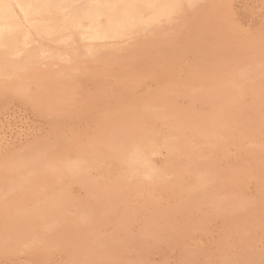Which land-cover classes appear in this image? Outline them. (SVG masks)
<instances>
[{
	"label": "rangeland",
	"instance_id": "374dc122",
	"mask_svg": "<svg viewBox=\"0 0 264 264\" xmlns=\"http://www.w3.org/2000/svg\"><path fill=\"white\" fill-rule=\"evenodd\" d=\"M52 1L45 24L52 34H46L43 27L38 31L41 36H38L17 21L19 33L9 41L6 49L0 50V177L3 178H0V264H264V0H169L168 3L176 8L170 6L172 12L167 18L164 17L166 20L158 16L159 8L148 7L142 0H120L116 12L103 9L105 0ZM96 10L105 13L100 20L103 30L110 33L105 41L89 40L90 34L86 28L90 21L87 14ZM128 12L135 14V26L125 20ZM154 21H157L156 24ZM15 51L19 53L15 54ZM242 62L247 64L240 65ZM20 64L23 66L20 67ZM235 64H238L237 67ZM111 98L115 103L109 100ZM133 101L135 104L131 103ZM152 105L154 108H151ZM98 124L102 127L98 128ZM216 134L223 137L219 139ZM167 146L168 150H165ZM17 175L21 178H17ZM179 181L183 184H179ZM85 211L91 217L95 215L92 219L96 221L90 219ZM148 224L152 225L149 227ZM158 234L162 236H156ZM144 236H148V240ZM60 243L63 244L60 245L62 248ZM10 251H14L15 255Z\"/></svg>",
	"mask_w": 264,
	"mask_h": 264
},
{
	"label": "bare ground",
	"instance_id": "6f19581e",
	"mask_svg": "<svg viewBox=\"0 0 264 264\" xmlns=\"http://www.w3.org/2000/svg\"><path fill=\"white\" fill-rule=\"evenodd\" d=\"M146 5H148V7H154V8H159V14H158V16L159 17H165V18H167L170 14H171V12H172V4L170 5L168 2H169V0H142ZM220 1V0H219ZM52 0H0V50H3V49H6L9 45V41H11L13 38H15L16 37V35L19 33V30H20V26L18 25V23H17V21L19 22V23H22L24 26H27L28 28H30V29H32L38 36H41V34L38 32L40 29H42L43 27H44V29H45V33L46 34H52V31H51V29L50 28H46L45 27V24H47V19H48V17L47 16H49V10H50V8H51V4H52ZM105 4H104V10H109V11H112V12H116V10H117V8L116 7H118V5L120 4V0H105V2H104ZM123 3H124V1H123ZM214 3V2H213ZM66 4V3H65ZM206 4V3H205ZM135 5V4H134ZM145 5V6H146ZM192 4L190 3V6H191ZM201 5V4H200ZM210 5H211V3H210ZM53 6V5H52ZM99 6V5H98ZM171 6V7H170ZM202 6H203V3H202ZM209 6V5H208ZM214 6V5H213ZM86 7V6H85ZM174 7V6H173ZM200 7V6H199ZM56 8V7H55ZM92 8V7H91ZM132 8V7H131ZM174 8H176V7H174ZM173 8V9H174ZM197 8V7H196ZM186 9V8H185ZM211 9V8H210ZM52 10V9H51ZM183 10V9H182ZM188 10V9H187ZM205 10H206V8H205ZM204 10V11H205ZM208 10V9H207ZM65 11V10H64ZM189 11H191V10H189ZM135 12V11H134ZM152 12V11H151ZM183 12V11H182ZM188 12V11H187ZM194 12V11H193ZM199 13H200V11H198ZM197 12V13H198ZM136 14H137V12H135ZM186 13V12H185ZM208 13V12H207ZM206 13V14H207ZM68 14V13H67ZM105 13L103 12V11H100V10H96V11H94V12H90V13H88L87 14V19L90 21V25H88L87 26V31L89 32V40L90 41H105V40H107V39H109V35H110V33L108 32V31H105V30H103V25H102V23H100V20L103 18V15H104ZM177 14V13H176ZM179 15H180V13H178ZM181 14H183V13H181ZM188 14H190V13H188ZM196 14V13H195ZM59 15V14H58ZM70 15V14H69ZM193 15V14H192ZM203 15V14H202ZM201 15V16H202ZM210 14L208 13V16H209ZM54 16H56V15H54ZM172 16H174V15H172ZM172 16H171V18H172ZM195 16V15H194ZM197 16V15H196ZM206 16V15H205ZM215 16V15H214ZM105 17V16H104ZM156 17V16H155ZM177 17H178V15H177ZM182 17H183V15H182ZM61 18V17H60ZM148 18V17H147ZM164 18V19H165ZM171 18H169V19H171ZM202 18H203V16H202ZM201 18V19H202ZM218 18V17H217ZM135 14H133L132 12H128V13H126V17H125V20L127 21V23L129 24V25H131V26H135ZM149 19H150V17H149ZM157 19V18H156ZM160 19V18H159ZM162 19V18H161ZM163 19V20H164ZM190 19H192V17L190 18ZM196 19H197V17H196ZM199 19V18H198ZM205 19V18H204ZM9 21L8 23H6V24H3V22H5V21ZM155 20V19H154ZM166 20V19H165ZM187 20V19H186ZM189 20V19H188ZM220 20V19H219ZM12 21V22H11ZM123 22H124V20H122ZM158 21V20H157ZM157 21H154V24H156V22ZM173 21H175V20H173ZM177 21V20H176ZM209 21V20H208ZM215 21V20H214ZM152 22V21H151ZM160 22H162V21H160ZM165 22V21H164ZM168 22V21H167ZM167 22H166V24H167ZM171 22V21H170ZM177 22H179V19H178V21ZM190 22V21H189ZM211 22V21H210ZM188 23V22H187ZM186 23V24H187ZM193 23H194V21H193ZM192 23V24H193ZM213 23V22H212ZM154 24H153V27H154ZM170 25H171V23H170ZM180 25H182V24H180ZM201 25V24H200ZM22 26V25H21ZM137 26V25H136ZM143 26V25H142ZM149 26V25H148ZM161 28H162V25H159ZM158 26V27H159ZM175 26V25H174ZM183 26V25H182ZM189 26V25H188ZM120 27V26H119ZM123 27V26H122ZM151 27V26H150ZM207 27V26H206ZM224 27V26H223ZM155 28V27H154ZM153 28V29H154ZM165 28V27H164ZM173 28V27H172ZM176 28V27H175ZM184 28V27H183ZM121 29V28H120ZM167 29V28H166ZM168 29H169V26H168ZM177 29V28H176ZM179 29H181V27L179 28ZM218 29V28H217ZM24 30H26V29H24ZM149 30H150V28H149ZM152 30V29H151ZM156 30L158 31V29L156 28ZM178 30V29H177ZM219 30H220V27H219ZM84 31H86V30H84ZM112 31V30H111ZM162 31H165L164 29H162ZM182 31V30H181ZM31 32V31H30ZM33 32V33H34ZM217 32H218V30H217ZM32 33V34H33ZM121 33V32H120ZM137 33V32H136ZM145 33V32H144ZM173 33V32H172ZM179 33H181V32H179ZM230 33V32H229ZM168 34V33H167ZM227 34V33H226ZM64 35V34H63ZM121 35V34H120ZM137 35V34H136ZM145 35V34H144ZM218 35V34H217ZM227 35H229V34H227ZM130 36V35H129ZM140 36H141V34H140ZM154 36V35H153ZM159 36H160V34H159ZM162 36V35H161ZM167 36H170V34L169 35H167ZM177 36V35H176ZM211 36V35H210ZM144 37V36H143ZM143 37H141V38H143ZM146 37V36H145ZM149 37V36H148ZM151 37V36H150ZM174 37V36H173ZM152 38V37H151ZM166 38V37H165ZM32 39V38H31ZM126 39V38H125ZM148 39V38H147ZM113 40V39H112ZM152 41H153V39H152ZM47 42V41H46ZM116 42H117V40H116ZM121 42V41H120ZM119 42V43H120ZM130 42V41H129ZM159 42V41H158ZM165 42V41H164ZM168 42V41H167ZM35 43V42H34ZM48 43V42H47ZM109 43H111V42H109ZM118 43V44H119ZM125 43V42H124ZM123 43V44H124ZM151 43V42H150ZM174 43V42H173ZM38 44V43H37ZM40 44V43H39ZM46 44V43H45ZM99 44V43H98ZM131 44V43H130ZM134 44V43H133ZM42 45V44H41ZM109 45H111V44H109ZM139 45V44H138ZM168 45H170V43H168ZM51 46V45H50ZM59 46V45H58ZM78 46V45H77ZM82 46H83V44H82ZM118 46V45H117ZM120 46V45H119ZM153 46V45H152ZM164 46V45H163ZM28 47V46H27ZM63 47V46H62ZM64 47H66V46H64ZM80 47V46H79ZM86 47H87V45H86ZM121 47V46H120ZM135 47V46H134ZM149 47H151L150 45H149ZM168 47V46H167ZM36 48V47H35ZM42 48V47H41ZM46 48V47H45ZM57 48V47H56ZM152 48H154V47H152ZM43 49V48H42ZM48 49V48H47ZM46 49V50H47ZM76 49V48H75ZM81 49V48H80ZM123 49V48H122ZM126 49V48H125ZM130 49H132V48H130ZM146 49V48H145ZM149 49V48H148ZM158 49V48H157ZM156 49V50H157ZM39 50V49H38ZM41 50V49H40ZM39 50V51H40ZM56 50V49H55ZM116 50V49H115ZM141 50V49H140ZM147 50V49H146ZM151 50V49H150ZM171 50V54H172V49H170ZM34 51V50H33ZM38 51V52H39ZM152 51V50H151ZM16 53L15 54H18L19 52H17V51H15ZM42 52V51H41ZM118 52V51H117ZM120 52V51H119ZM127 52V51H126ZM126 52H125V54H126ZM136 52V51H135ZM158 52V51H157ZM169 52V51H168ZM177 52V51H176ZM182 52V51H181ZM220 52V51H219ZM10 53H12V52H10ZM57 53V52H56ZM88 53V52H87ZM147 53H148V51H147ZM165 53H166V51H165ZM22 54V53H21ZM113 54H115V53H113ZM112 54V55H113ZM128 54H130V53H128ZM140 54V53H139ZM169 54V53H168ZM174 54V53H173ZM255 53H254V51H253V55H254ZM76 55H77V53H76ZM84 55V54H83ZM116 55V54H115ZM150 55H151V53H150ZM154 55V54H153ZM157 55V54H156ZM176 55V54H175ZM181 55V54H180ZM257 55H259V54H257ZM256 55V56H257ZM124 56V55H123ZM128 56H131V55H128ZM136 56V55H135ZM142 56V55H141ZM140 56V57H141ZM152 56V55H151ZM160 56V55H159ZM159 56H158V58L157 59H159ZM179 56V55H178ZM198 56V55H197ZM255 56V57H256ZM14 57V56H13ZM59 57V56H58ZM62 57V56H61ZM116 57V56H115ZM114 57V58H115ZM119 57V56H118ZM117 57V58H118ZM154 57V56H153ZM164 57V56H163ZM167 57V56H166ZM177 57V56H176ZM217 57V56H216ZM219 57V56H218ZM234 57V56H233ZM232 57V58H233ZM16 58H17V55H16ZM29 58V57H28ZM32 58V57H31ZM66 58V57H65ZM74 58V57H73ZM78 58H79V56H78ZM90 58V57H89ZM97 58V57H96ZM124 58H126V57H124ZM162 58V57H161ZM239 58V57H238ZM254 58V57H253ZM19 59V58H18ZM51 59V58H50ZM144 59V58H143ZM150 59H151V57H150ZM164 59V58H163ZM167 59V58H166ZM171 59V58H170ZM221 59V58H220ZM236 58H234V60H235ZM28 60V59H27ZM42 60V59H41ZM68 60V59H67ZM85 60V59H84ZM112 60V59H111ZM129 60V59H128ZM133 60V59H132ZM145 60V59H144ZM149 60V59H148ZM153 60H154V58H153ZM174 60V59H173ZM231 60V59H230ZM254 60V59H253ZM252 60V62H254ZM260 60V59H259ZM47 61V60H46ZM59 61V60H58ZM95 61V60H94ZM116 61H118V60H116ZM120 61V60H119ZM157 61V60H156ZM155 61V62H156ZM160 61H162V60H160ZM214 61V60H213ZM237 61V60H236ZM251 61V60H250ZM4 62V61H3ZM48 62V61H47ZM73 62V61H72ZM97 62H99V61H97ZM102 62V61H101ZM106 62V61H105ZM112 62V61H111ZM121 62V61H120ZM119 62V63H120ZM128 62H130V61H128ZM143 62V61H142ZM159 62V61H158ZM185 62V61H184ZM240 62V61H239ZM245 62V61H244ZM43 63V62H42ZM76 63V62H75ZM87 63V62H86ZM108 63V62H107ZM124 63V62H123ZM132 63H134V62H132ZM138 63V62H137ZM148 63V62H147ZM165 63V62H164ZM181 63V62H180ZM179 63V64H180ZM232 63V62H231ZM231 63H229V64H231ZM235 63V62H234ZM37 65L39 64V61H38V63H36ZM65 64V63H64ZM79 64V63H78ZM81 64V63H80ZM83 64H85V63H83ZM96 64V63H95ZM114 64V63H113ZM115 64H118V63H115ZM135 64V63H134ZM139 64H140V62H139ZM152 64V63H151ZM151 64H150V67H152L151 66ZM154 64V63H153ZM168 64V63H167ZM189 64H191V62L189 63ZM197 64V63H196ZM239 64V63H238ZM238 64H235L236 65V67H237V65ZM241 64H243V62L242 63H240V65ZM245 64H247V63H245ZM245 64H243V65H245ZM250 64V63H249ZM12 65V64H11ZM27 65V64H26ZM42 65V64H41ZM44 65H46V63L44 64ZM53 65V64H52ZM55 65H57L56 63H55ZM59 65V64H58ZM61 65V64H60ZM99 65V64H98ZM98 65H97V67H98ZM104 65V64H103ZM108 65V64H107ZM109 65H111V63H109ZM130 65V64H129ZM136 65V64H135ZM155 65V64H154ZM165 65V64H164ZM232 65V64H231ZM254 65H256V64H254ZM21 66H23V65H21L20 64V67ZM43 66V65H42ZM62 66V65H61ZM80 66V65H79ZM88 66V65H87ZM119 66V65H118ZM133 66V65H132ZM138 66V65H137ZM198 66V65H197ZM234 66V65H233ZM9 67V66H8ZM19 67V68H20ZM26 67V66H25ZM24 67V68H25ZM38 67V66H37ZM81 67V66H80ZM89 67H91V66H89ZM100 67H102V66H100ZM109 67V66H108ZM120 67V66H119ZM136 67V66H135ZM141 67V66H140ZM165 67V66H164ZM182 67V66H181ZM190 67V66H189ZM193 67V66H192ZM196 67V66H195ZM77 68V67H76ZM103 68V67H102ZM105 68V67H104ZM114 68H117V67H114ZM144 68V67H143ZM154 68V67H153ZM175 68V67H174ZM188 68V67H187ZM228 68V67H227ZM28 69V68H27ZM30 69V68H29ZM33 69V68H32ZM36 69V68H35ZM81 69V68H80ZM99 69V68H98ZM109 69H111V68H108V70ZM130 69V68H129ZM138 68H136V70H137ZM155 69V68H154ZM159 68H157L156 70H158ZM182 69V68H181ZM195 69V68H194ZM203 69V68H202ZM218 69V68H217ZM235 69V68H234ZM234 69H232V71L234 70ZM237 69V68H236ZM88 70V69H87ZM91 70V69H90ZM119 70V69H118ZM123 70H125V69H123ZM131 70V69H130ZM176 70V69H175ZM196 70V69H195ZM230 70V69H229ZM20 71H22V70H20ZM27 71V70H26ZM98 71V70H97ZM103 71V70H102ZM105 71V70H104ZM120 71V70H119ZM122 71V70H121ZM153 71H155V70H153ZM194 71V70H193ZM220 71V70H219ZM228 71V70H227ZM234 71H236V70H234ZM9 72V71H8ZM12 72V71H11ZM27 72H29V71H27ZM138 72H140V71H138ZM180 72H183V71H180ZM188 72H190V70L188 71ZM195 72V71H194ZM197 72V71H196ZM224 72V71H223ZM256 72H257V70H256ZM259 73H260V71H258ZM7 73V72H6ZM19 73V72H18ZM21 73V72H20ZM22 73H24V72H22ZM97 73H99V72H97ZM113 73H114V71H113ZM113 73H111V74H113ZM134 73H135V71H134ZM137 73V72H136ZM147 73V72H146ZM158 73V72H157ZM213 73H215V72H213ZM226 73V72H225ZM11 74V73H10ZM28 74V73H27ZM93 74V73H92ZM102 74V73H101ZM111 74H109V75H111ZM123 74V73H122ZM176 74V73H175ZM196 74V73H195ZM212 74V73H211ZM222 74V73H221ZM220 74V75H221ZM262 74V73H261ZM16 75V74H15ZM18 75V74H17ZM25 75V74H24ZM94 75V74H93ZM132 75V74H131ZM139 75V74H138ZM140 75H141V73H140ZM160 75V74H159ZM182 75V74H181ZM180 75V76H181ZM184 75V74H183ZM232 75V74H231ZM9 76V75H8ZM14 76V75H13ZM100 76V75H99ZM133 76V75H132ZM150 76V75H149ZM156 76V75H155ZM190 76V75H189ZM188 76V77H189ZM194 76V75H193ZM219 76V75H218ZM217 76V77H218ZM223 76V75H222ZM230 76V75H229ZM255 76V78L257 77L256 75H254ZM259 76V75H258ZM16 77V76H15ZM26 77V76H25ZM94 77V76H93ZM96 77V76H95ZM108 77V76H107ZM136 77V76H135ZM141 77V76H140ZM146 77V76H145ZM151 77V76H150ZM153 77V76H152ZM209 77V76H208ZM221 77V76H220ZM236 77V76H235ZM240 77H241V75H240ZM8 78V77H7ZM124 78H126V77H124ZM132 78V77H131ZM130 78V79H131ZM137 78H139V77H137ZM191 78V77H190ZM195 78V77H194ZM223 78V77H222ZM230 78V77H229ZM232 78V77H231ZM258 78V77H257ZM6 79V78H5ZM15 79V78H14ZM19 79V78H18ZM18 79H16V80H18ZM21 79V78H20ZM102 79V78H101ZM112 79V78H111ZM111 79H109V80H111ZM123 79V78H122ZM214 79H216L215 77H214ZM245 79V78H244ZM243 79V80H244ZM247 79H250V78H247ZM13 80V79H12ZM108 80V81H109ZM114 80V79H113ZM133 80V79H132ZM194 80V79H193ZM196 80V79H195ZM198 80H199V78H198ZM217 80V79H216ZM216 80H213V81H215V83H216ZM220 80V79H219ZM223 80V79H222ZM225 80V79H224ZM223 80V81H224ZM246 80V79H245ZM19 81V80H18ZM124 81V80H123ZM137 81V80H136ZM139 81H141V79L139 80ZM180 81H181V79H180ZM200 81H202L201 79H200ZM231 81V80H230ZM229 81V82H230ZM247 81V80H246ZM10 82V81H9ZM12 82V81H11ZM103 82H104V80H103ZM120 82H121V80H120ZM125 82V81H124ZM124 82H122V83H124ZM175 82V81H174ZM173 82V83H174ZM199 82V81H198ZM212 82V81H211ZM225 82H227V81H225ZM228 82V83H229ZM234 82H235V80H234ZM241 82V81H240ZM26 83V82H25ZM102 83V82H101ZM108 83V82H107ZM113 83H114V81H113ZM136 83V82H135ZM138 83V82H137ZM141 83V82H140ZM195 83V82H194ZM196 83H197V81H196ZM201 83V82H200ZM203 83V82H202ZM209 83V82H208ZM220 83H222V82H220ZM231 83V82H230ZM4 84V83H3ZM6 84V83H5ZM4 84V85H5ZM115 84V83H114ZM117 84V83H116ZM178 84V83H177ZM184 84V83H183ZM185 84H187V83H185ZM189 84V83H188ZM191 84V83H190ZM204 84V83H203ZM210 84V83H209ZM214 84V83H213ZM218 84V83H217ZM227 84V83H226ZM243 84V83H242ZM1 85H2V83H1ZM7 85V84H6ZM104 86H105V84H103ZM128 85V84H127ZM137 85V84H136ZM208 85V84H207ZM206 85V86H207ZM23 86V88H24V85H22ZM116 86V85H115ZM125 86V85H124ZM130 86V85H129ZM163 86V85H162ZM176 86V85H175ZM175 86H174V88H175ZM213 86V85H212ZM219 86V85H218ZM224 86V85H223ZM246 86V85H245ZM244 86V87H245ZM3 86H1V88H2ZM8 87V86H7ZM14 87V86H13ZM19 87V86H18ZM17 87V88H18ZM21 87V86H20ZM98 87V86H97ZM107 87V86H106ZM137 87V86H136ZM135 87V88H136ZM230 87V86H229ZM228 87V88H229ZM235 87V86H234ZM9 88V87H8ZM10 88H12V87H10ZM116 89H117V87H115ZM119 88V87H118ZM121 88V87H120ZM123 88V87H122ZM130 88H132V87H130ZM169 88H170V86H169ZM173 88V87H172ZM222 88V87H221ZM226 88V87H225ZM236 88V87H235ZM238 88V87H237ZM239 88H241V87H239ZM3 89V88H2ZM6 89V88H5ZM16 88H14V92L16 91L15 90ZM115 89V90H116ZM161 89V88H160ZM231 89V88H230ZM245 89V88H244ZM18 90V89H17ZM26 90H27V85H26ZM109 90H111V89H109ZM118 90V89H117ZM120 90V89H119ZM124 90V89H123ZM129 90V89H128ZM132 90H133V88H132ZM212 90V89H211ZM229 90V89H228ZM233 90H235V89H233ZM8 91V90H7ZM107 91V90H106ZM134 91V90H133ZM137 91V90H136ZM135 91V92H136ZM160 91V90H159ZM205 92H206V90H204ZM227 91V90H226ZM105 92V91H104ZM104 92H103V94H104ZM129 92V91H128ZM156 92H157V90H156ZM219 92V91H218ZM228 92V91H227ZM234 93H235V91H233ZM232 92V93H233ZM245 91L243 90V93H244ZM5 93V92H4ZM109 93V92H108ZM107 93V94H108ZM116 93V92H115ZM149 93V92H148ZM152 93V92H151ZM161 94H162V91L160 92ZM167 93H168V91H167ZM167 93H166V95H167ZM173 93V92H172ZM212 93V92H211ZM224 93V92H223ZM222 93V94H223ZM14 94V93H13ZM98 94V93H97ZM96 94V95H97ZM111 94H113V93H111ZM111 94H109V95H111ZM120 94V93H119ZM129 94H130V92H129ZM170 94V93H169ZM209 94V93H208ZM207 94V95H208ZM216 94H218V93H216ZM235 94H238V93H235ZM239 94H240V92H239ZM10 95V94H9ZM17 95V94H16ZM15 95V96H16ZM102 95V94H101ZM105 95H106V93H105ZM149 95H151V94H149ZM155 95V94H154ZM157 95H159L158 93H157ZM156 95V96H157ZM201 95V94H200ZM219 95V94H218ZM243 95V94H242ZM241 95V96H242ZM2 95H1V93H0V97H1ZM100 96V95H99ZM104 96V95H103ZM113 96V95H112ZM129 96V95H128ZM163 96H164V94H163ZM169 96V95H168ZM204 96V95H203ZM225 96H227L226 94H225ZM229 96V95H228ZM240 96V97H241ZM98 97V96H97ZM117 97V96H116ZM126 97H127V94H126ZM138 97V96H137ZM136 96H135V98H137ZM148 97V96H147ZM150 97V96H149ZM152 97V96H151ZM161 97V96H160ZM167 97V96H166ZM166 97L164 98V99H166ZM171 97V96H170ZM243 97V96H242ZM103 98H105V97H103ZM128 98V97H127ZM140 98H142V97H140ZM163 98V97H162ZM169 98V97H168ZM172 98H174V97H172ZM171 98V99H172ZM200 98V97H199ZM205 98V97H204ZM217 98V97H216ZM221 98V97H220ZM220 98L218 99V100H220ZM227 98V97H226ZM90 99V98H89ZM134 99V98H133ZM150 99V98H149ZM157 99V98H156ZM228 99V98H227ZM237 99V98H236ZM105 100V99H104ZM109 100H112L113 101V99L111 98V99H109ZM118 100V99H117ZM126 100V99H125ZM129 100V99H128ZM132 100V99H131ZM140 100V99H139ZM143 100V99H142ZM153 100H155V99H153ZM152 100V101H153ZM158 100V99H157ZM163 99H161L160 101H162ZM223 100V99H222ZM221 100V101H222ZM228 100H230V99H228ZM231 100H233V98L231 99ZM0 101H1V99H0ZM102 101V100H101ZM135 101V100H134ZM134 101L133 102H131V103H134ZM164 101H167V100H164ZM172 101H173V99H172ZM227 100H225V101H223L224 103L226 102ZM114 102V101H113ZM125 102V101H124ZM147 102V101H146ZM149 102V101H148ZM154 102H156V101H154ZM175 102V101H174ZM90 103V102H89ZM115 103V102H114ZM117 103V102H116ZM141 103V102H140ZM164 103V102H163ZM163 103H161L162 105H165V104H163ZM223 103V104H224ZM228 103V102H227ZM126 104V103H125ZM135 104V103H134ZM136 104H137V102H136ZM142 104H143V101H142ZM151 104V103H150ZM149 104V105H150ZM221 104V103H220ZM222 104V105H223ZM112 105V104H111ZM116 105V104H115ZM132 105V104H131ZM138 105H139V103H138ZM169 105V104H168ZM92 106V105H91ZM100 106V105H99ZM103 106V105H102ZM114 106V105H113ZM132 106H135V105H132ZM142 106V105H141ZM157 106H158V103H157ZM170 106H172L171 105V103H170ZM221 106V105H220ZM114 107H116V106H114ZM119 107V106H118ZM121 107V106H120ZM145 107V106H144ZM147 107V106H146ZM168 107V106H167ZM128 108V107H127ZM131 108V107H130ZM129 108V109H130ZM135 108V107H134ZM133 108V109H134ZM140 108V107H139ZM142 108V107H141ZM151 108H154L153 107V105H152V107ZM162 108V107H161ZM112 109V108H111ZM120 109V108H119ZM143 109V108H142ZM147 109H148V107H147ZM100 110V109H99ZM145 110V109H144ZM143 110V111H144ZM158 111H159V109H157ZM163 110H164V108H163ZM241 110H242V108H241ZM118 111V110H117ZM121 111V110H120ZM127 111V110H126ZM125 111V112H126ZM113 112V111H112ZM111 112V113H112ZM122 112H124V111H122ZM132 112H133V110H132ZM136 112V111H135ZM142 112V111H141ZM148 112V111H147ZM153 112V111H152ZM155 112V111H154ZM164 112H165V110H164ZM163 112V113H164ZM253 112V111H252ZM96 113V112H95ZM99 113H101V112H99ZM109 113V112H108ZM143 113V112H142ZM148 113H151V112H148ZM67 114V113H66ZM114 114V113H113ZM112 114V115H113ZM126 114H128V113H126ZM144 114V113H143ZM249 114V113H248ZM93 115V114H92ZM103 115V114H102ZM116 115H118V114H116ZM139 115V114H138ZM67 116V115H66ZM70 116V115H69ZM101 116V115H100ZM105 116V115H104ZM121 116V115H120ZM160 116V115H159ZM166 116V115H165ZM212 116V115H211ZM149 117V116H148ZM162 117V116H161ZM105 118H106V116H105ZM140 118V117H139ZM101 119V118H100ZM112 119V118H111ZM119 119V118H118ZM127 119H128V117H127ZM126 119V120H127ZM131 119H132V117H131ZM158 119V118H157ZM160 119V118H159ZM125 120V121H126ZM135 120V119H134ZM134 120L132 121V122H134ZM166 120V119H165ZM180 120V119H179ZM107 121H108V119H107ZM118 121V120H117ZM120 121V120H119ZM145 121H147V120H145ZM162 121V120H161ZM174 121V120H173ZM177 121V120H176ZM188 121V120H187ZM207 121V120H206ZM109 122V121H108ZM150 122V121H149ZM154 122V121H153ZM160 122V121H159ZM165 122V121H164ZM183 122V121H182ZM190 122H192V121H190ZM197 122V121H196ZM213 122V121H212ZM248 122V121H247ZM96 123H97V121H96ZM105 123V122H104ZM120 123V122H119ZM127 123V122H126ZM131 123V122H130ZM152 123V122H151ZM158 123V122H157ZM169 123H171V122H169ZM178 123H179V121H178ZM186 123V122H185ZM204 123V122H203ZM206 123V122H205ZM113 124H114V122H113ZM118 124V123H117ZM121 124H124V123H121ZM132 124V123H131ZM134 124V123H133ZM143 124V123H142ZM153 124H155V123H153ZM164 124V123H163ZM175 124H177V122L175 123ZM181 124V123H180ZM197 123H195V126H197L196 125ZM104 125V124H103ZM129 125V124H128ZM135 125V124H134ZM137 125H139V124H137ZM145 125V124H144ZM159 125H160V123H159ZM165 125V124H164ZM179 125V124H178ZM201 125H202V123H201ZM204 125V124H203ZM216 125V124H215ZM124 126V125H123ZM136 126V125H135ZM150 126V125H149ZM163 126V125H162ZM198 126H200V125H198ZM208 126V125H207ZM100 126H99V124H98V128H99ZM102 127V126H101ZM100 127V128H101ZM107 127V126H106ZM117 127V126H116ZM137 127V126H136ZM153 127V126H152ZM184 127V126H183ZM206 127V126H205ZM109 128H111V127H109ZM168 128H169V126H168ZM175 128V127H174ZM173 128V129H174ZM192 128V127H191ZM106 129V128H105ZM119 129V128H118ZM161 128H159V130H160ZM181 129V128H180ZM199 129V128H198ZM213 129V128H212ZM109 130H112V129H109ZM120 130V129H119ZM125 130V129H124ZM128 130V129H127ZM138 130V129H137ZM156 130H157V128H156ZM176 130V129H175ZM182 130V129H181ZM197 130V129H196ZM101 131V130H100ZM114 131V130H113ZM121 131V130H120ZM120 131H119V133H120ZM133 131V130H132ZM147 131H148V129H147ZM149 131H151V130H149ZM172 131V130H171ZM186 131V130H185ZM219 131V130H218ZM218 131H217V134H218ZM106 132V131H105ZM163 132V131H162ZM187 132V131H186ZM195 132H197V131H195ZM215 132V131H214ZM136 133V132H135ZM148 133V132H147ZM164 133V132H163ZM176 133H178V132H176ZM200 133V132H199ZM205 133V132H204ZM203 133V134H204ZM103 134V133H102ZM108 134H109V132H108ZM118 134V133H117ZM144 134V133H143ZM143 134H142V136H143ZM146 134V133H145ZM151 134H152V132H151ZM150 134V135H151ZM183 134L185 135V132H183ZM194 134V133H193ZM211 134H212V131H211ZM216 134V135H217ZM105 135V134H104ZM103 135V137H105ZM109 135H112V134H109ZM125 135V134H124ZM134 135V134H133ZM173 135H174V133H173ZM172 135V136H173ZM176 135V134H175ZM190 135H192V133L190 134ZM202 135V134H201ZM208 135V134H207ZM215 135V134H214ZM214 135H212V137L214 136ZM132 136V135H131ZM135 136V135H134ZM140 137V138H143V137ZM179 136V135H178ZM218 136V135H217ZM64 137V136H63ZM62 137V138H63ZM137 137V136H136ZM164 137H167V136H164ZM180 137H181V135H180ZM184 137V136H183ZM206 137H208V136H206ZM212 137H211V139H212ZM223 137V136H222ZM222 137H219L218 136V138L220 139V138H222ZM108 138V137H107ZM123 138V137H122ZM209 138V137H208ZM214 138V137H213ZM57 139V138H56ZM118 139H120V137L118 138ZM127 139V138H126ZM147 139V138H146ZM149 139V138H148ZM165 139V138H164ZM166 139H168L169 140V138L167 137ZM176 139V138H175ZM215 139H217V138H215ZM130 140V139H129ZM135 140V139H134ZM156 140V139H155ZM160 140V139H159ZM163 140V139H162ZM63 141V140H62ZM143 141V140H142ZM157 141V140H156ZM183 141V140H182ZM39 142V141H38ZM137 142V141H136ZM141 142V141H140ZM146 142V141H145ZM179 142H181V141H179ZM108 143V142H107ZM129 143V142H128ZM156 143V142H155ZM166 143V142H165ZM165 143H164V145H165ZM182 143V142H181ZM218 143H220V142H218ZM124 144V143H123ZM132 144H134V143H132ZM161 144H163V143H161ZM186 144V143H185ZM191 144V143H190ZM212 144H213V142H212ZM50 145V144H49ZM163 145V146H164ZM176 145H177V143H176ZM182 145V144H181ZM183 145H184V143H183ZM116 146V145H115ZM114 146V147H115ZM121 146V145H120ZM131 147H132V145H130ZM136 146V145H135ZM175 145H173V147H174ZM154 147V146H153ZM152 147V148H153ZM160 147H161V145H160ZM168 147L169 146H167V149L164 147V149L165 150H168ZM53 148V147H52ZM135 148V147H134ZM154 148H156V147H154ZM163 148V147H162ZM180 148H182V146H180ZM180 148H178V149H180ZM185 147H183V149H184ZM120 149V148H119ZM129 150H130V148H128ZM189 149V148H188ZM263 150H264V147L262 148ZM55 150V149H54ZM155 150V149H154ZM182 150V149H181ZM185 150V149H184ZM117 151H118V149H117ZM124 151V150H123ZM152 151V150H151ZM156 151V150H155ZM160 151H162V150H160ZM188 151V150H187ZM191 151H194V150H191ZM175 152H176V150H175ZM181 152V151H180ZM183 152V151H182ZM148 153H149V150H148ZM150 153H152V152H150ZM161 153V152H160ZM167 153H170V152H167ZM261 153H262V151H261ZM2 154V153H1ZM153 154V153H152ZM162 154V153H161ZM161 154H158V155H160L161 156ZM189 154H191V153H189ZM196 154V153H195ZM201 154V153H200ZM3 155V154H2ZM8 155V154H7ZM45 155V154H44ZM112 155V154H111ZM119 155V154H118ZM123 155V154H122ZM129 155V154H128ZM166 155V154H165ZM174 155H175V153H174ZM179 155V154H178ZM182 155V154H181ZM187 155H188V153H187ZM203 155V154H202ZM19 156V155H18ZM126 156V155H125ZM151 156V155H150ZM176 156H177V154H176ZM184 156V155H183ZM199 156V155H198ZM207 156V155H206ZM13 157H15V156H13ZM118 157H120V156H118ZM152 157H154V156H152ZM168 157V156H167ZM181 157V156H180ZM194 157V156H193ZM208 157V156H207ZM2 158V157H1ZM173 158H175V157H173ZM192 158V157H191ZM197 158V157H196ZM195 158V159H196ZM205 158V157H204ZM9 159V158H8ZM94 159H96L95 157H94ZM152 159V158H151ZM184 159V158H183ZM199 159V158H198ZM212 159V158H211ZM5 160V159H4ZM13 160V159H12ZM20 160V159H19ZM26 160V159H25ZM29 160V159H28ZM36 160V159H35ZM39 160V159H38ZM88 160V159H87ZM119 160H124V159H120L119 158ZM125 160H127V158L125 159ZM124 160V161H125ZM153 160V159H152ZM168 160H169V158H168ZM203 160V159H202ZM210 160V159H209ZM0 161H1V159H0ZM5 161H7V160H5ZM4 161V162H5ZM16 161H18L17 160V158H16ZM23 161V160H22ZM21 161V162H22ZM33 161V160H32ZM46 161V160H45ZM73 161V160H72ZM84 161V160H83ZM89 161V160H88ZM97 161V160H96ZM95 161V162H96ZM164 161V160H163ZM174 161H175V159H174ZM184 161V160H183ZM193 161V160H192ZM200 161V160H199ZM211 161V160H210ZM3 162V161H2ZM8 162H9V160H8ZM20 162V163H21ZM121 162V161H120ZM153 162V161H152ZM165 162V161H164ZM173 162V161H172ZM176 162V161H175ZM186 162H188V161H186ZM194 162V161H193ZM19 163V164H20ZM29 163H30V161H29ZM32 163V162H31ZM89 163V162H88ZM166 163V162H165ZM179 163V162H178ZM201 164L203 163V162H200ZM264 163V162H263ZM15 164H17V163H15ZM72 164V163H71ZM118 164V163H117ZM147 164V163H146ZM155 164V163H154ZM186 164V163H185ZM200 164V165H201ZM211 164V163H210ZM212 164H213V162H212ZM7 165V164H6ZM9 165V164H8ZM14 165V164H13ZM23 165V164H22ZM21 165V166H22ZM28 165V164H27ZM30 165V164H29ZM84 165V164H83ZM93 165H96V164H93ZM126 165V164H125ZM158 165V164H157ZM164 164L162 163V166H163ZM167 165H168V162H167ZM173 165V163H171V166ZM203 165V164H202ZM216 165H218V164H216ZM215 165V166H216ZM5 166V165H4ZM3 166V167H4ZM16 166V165H15ZM24 166H25V164H24ZM87 166V165H86ZM89 166H91L90 165V163H89ZM161 165H160V167H162ZM191 166V165H190ZM196 166H198V165H196ZM215 166H214V168H215ZM263 166V165H262ZM9 167V166H8ZM71 167V166H70ZM94 167V166H93ZM120 167H122V166H120ZM126 167H127V165H126ZM174 167V166H173ZM177 167V166H176ZM208 167V166H207ZM259 167V166H258ZM19 168H20V166H19ZM66 168V167H65ZM74 168V167H73ZM85 168V167H84ZM84 168H82V169H84ZM159 168V167H158ZM172 168V167H171ZM187 168V167H186ZM206 168V167H205ZM217 168V167H216ZM220 168V167H219ZM12 169V168H11ZM17 169V168H16ZM24 169V168H23ZM40 169V168H39ZM39 169H38V171H39ZM69 169V168H68ZM71 169V168H70ZM79 169V168H78ZM165 169V168H164ZM183 169V168H182ZM194 169H195V167H194ZM204 169V168H203ZM221 169V168H220ZM259 169H260V167H259ZM264 169V168H263ZM80 170H81V168H80ZM123 170V169H122ZM157 170V169H156ZM173 170V169H172ZM172 170H170V171H172ZM210 170V169H209ZM212 170H214V169H212ZM258 170V169H257ZM17 171V170H16ZM21 171H22V168H21ZM31 171V170H30ZM36 171V170H35ZM37 171V172H38ZM46 171V170H45ZM68 171V170H67ZM76 171V170H75ZM90 171V170H89ZM158 171H159V169H158ZM166 171H168V170H166ZM170 171H168V172H170ZM184 171V170H183ZM199 171V170H198ZM215 171V170H214ZM213 171V172H214ZM11 172V171H10ZM26 172H28V171H26ZM47 172V171H46ZM45 172V173H46ZM50 172V171H49ZM56 172V171H55ZM70 172V171H69ZM68 172V173H69ZM84 172V171H83ZM83 172H82V174H83ZM93 172V171H92ZM124 172H125V170H124ZM3 173V172H2ZM21 173V172H20ZM41 173V172H40ZM43 173V172H42ZM51 173V172H50ZM129 173V172H128ZM156 173V172H155ZM167 173V172H166ZM165 173V174H166ZM172 173V172H171ZM194 173V172H193ZM199 173V172H198ZM201 173V172H200ZM202 173H204V171L202 172ZM207 173V172H206ZM212 173V172H211ZM218 173V172H217ZM223 173V172H222ZM263 173V172H262ZM39 174V173H38ZM76 174V173H75ZM177 174V173H176ZM175 174V175H176ZM180 174V173H179ZM208 174H209V172H208ZM1 175V174H0ZM14 175H15V173H14ZM70 175V174H69ZM72 175V174H71ZM84 175H86L85 174V172H84ZM168 175H169V173H168ZM174 175V174H173ZM182 175V174H181ZM180 175V176H181ZM202 175V174H201ZM220 175V174H219ZM22 176V175H21ZM54 176V175H53ZM83 176V175H82ZM123 176V175H122ZM172 176V175H171ZM207 176V175H206ZM209 176V175H208ZM214 176V175H213ZM223 176V175H222ZM19 176L17 175V178H18ZM24 177V176H23ZM38 177V176H37ZM64 177V176H63ZM62 177V178H63ZM68 177V176H67ZM77 177V176H76ZM84 177V176H83ZM88 177V176H87ZM95 177V176H94ZM120 177H121V175H120ZM215 177V176H214ZM259 177H261V175L259 176ZM262 177H264L263 175H262ZM0 178H2V177H0ZM19 178H21V177H19ZM49 178V177H48ZM59 178V177H58ZM60 178H61V176H60ZM66 178V177H65ZM69 178V177H68ZM75 178V177H74ZM91 178V177H90ZM148 178V177H147ZM169 178V177H168ZM178 178V177H177ZM202 178V177H201ZM215 178H217V177H215ZM3 179V178H2ZM30 179V178H29ZM94 178H92L91 180H93ZM109 179V178H108ZM123 179V178H122ZM121 179V180H122ZM181 179V178H180ZM193 179V178H192ZM204 179H205V177H204ZM208 179V178H207ZM211 179V178H210ZM218 179H219V177H218ZM229 179V178H228ZM20 180V179H19ZM24 180V179H23ZM28 180V179H27ZM58 180V179H57ZM71 180H73L72 178H71ZM99 180H101V179H99ZM145 180V179H144ZM165 180V179H164ZM163 180V181H164ZM175 180V179H174ZM179 180V179H178ZM182 180V179H181ZM206 180V179H205ZM227 180V179H226ZM22 181V180H21ZM113 181V180H112ZM115 181V180H114ZM147 181V180H146ZM155 181V180H154ZM264 181V180H263ZM16 182V181H15ZM23 182V181H22ZM71 182V181H70ZM93 182V181H92ZM97 182V181H96ZM106 182H107V180H106ZM129 182V181H128ZM144 182V181H143ZM228 182V181H227ZM1 183V182H0ZM31 183V182H30ZM72 183V182H71ZM71 183H69V184H71ZM78 183V182H77ZM108 183V182H107ZM119 184H120V182H118ZM157 183V182H156ZM164 183V182H163ZM168 183V182H167ZM220 183V182H219ZM22 184V183H21ZM85 184V183H84ZM103 184V183H102ZM123 184V183H122ZM155 184V183H154ZM179 184H181V182L179 181ZM183 184V183H182ZM181 184V185H182ZM227 184V183H226ZM18 185V184H17ZM28 185H29V181H28ZM178 185V184H177ZM176 185V186H177ZM186 185H187V183H186ZM77 186V185H76ZM90 186V185H89ZM115 186V185H114ZM128 186V185H127ZM135 186V185H134ZM133 186V187H134ZM191 186H193V185H191ZM217 186V185H216ZM226 186V185H225ZM13 187V186H12ZM16 187V186H15ZM14 187V188H15ZM18 187H19V185H18ZM25 187H27L26 185H25ZM68 187V186H67ZM81 187V186H80ZM137 187V186H136ZM139 187V186H138ZM185 187V186H184ZM207 187V186H206ZM17 188V187H16ZM101 188V187H100ZM109 188H111V186H109ZM143 188V187H142ZM160 188V187H159ZM165 188V187H164ZM163 188V189H164ZM175 188V187H174ZM182 188V187H181ZM190 188V187H189ZM192 188V187H191ZM190 188V189H191ZM211 188V187H210ZM219 188V187H218ZM23 189H24V187H23ZM29 189V188H28ZM67 189V188H66ZM124 189H126V188H124ZM131 189H133V188H129V190H131ZM135 189V188H134ZM162 189V188H161ZM178 189V188H177ZM183 189V188H182ZM17 190V189H16ZM27 190V189H26ZM94 190V189H93ZM115 190V189H114ZM138 190V189H137ZM185 190H187V189H185ZM219 190V189H218ZM9 191V190H8ZM69 191V190H68ZM91 191V190H90ZM102 191V190H101ZM105 191H107V190H105ZM113 191V190H112ZM111 191V192H112ZM124 191V190H123ZM127 191V190H126ZM133 191V190H132ZM151 191V190H150ZM175 191H176V189H175ZM179 191V190H178ZM188 191V190H187ZM193 191V190H192ZM11 192V191H10ZM14 192V191H13ZM94 192V191H93ZM100 192V191H99ZM130 192V191H129ZM216 192V191H215ZM69 193V192H68ZM108 193V192H107ZM118 193V192H117ZM126 193V192H125ZM133 193V192H132ZM189 193V192H188ZM187 193V194H188ZM191 193V192H190ZM207 193V192H206ZM66 194V193H65ZM104 194V193H103ZM124 194V193H123ZM186 194V193H185ZM214 194V193H213ZM1 195V194H0ZM63 195V194H62ZM67 195H69V194H67ZM121 196H122V194H120ZM119 195V196H120ZM178 195V194H177ZM208 195V194H207ZM210 195V194H209ZM215 195V194H214ZM90 196V195H89ZM105 196V195H104ZM112 196H115V195H112ZM111 196V197H112ZM181 196H183L182 194H181ZM180 196V197H181ZM99 197H100V195H99ZM106 197H107V195H106ZM128 197V196H127ZM184 197H186V196H184ZM207 197V196H206ZM210 197V196H209ZM213 197H215V196H213ZM61 198V197H60ZM59 198V199H60ZM64 198V197H63ZM69 198V197H68ZM67 198V199H68ZM71 198V197H70ZM69 198V199H70ZM90 198H91V196H90ZM108 198H109V196H108ZM52 199V198H51ZM57 199V198H56ZM92 199H93V197H92ZM91 199V200H92ZM184 199V198H183ZM215 199V198H214ZM95 200V199H94ZM101 200H102V197H101ZM114 200V199H113ZM118 200V199H117ZM50 201V200H49ZM69 201V200H68ZM90 201V200H89ZM100 201V200H99ZM144 201H146V200H144ZM181 201H182V199H181ZM184 201V200H183ZM182 201V202H183ZM186 201V200H185ZM44 202H47V200L46 201H44ZM50 202H52V201H50ZM54 202V201H53ZM55 202H57V201H55ZM59 202V201H58ZM66 202V201H65ZM85 202V201H84ZM104 202V201H103ZM121 202V201H120ZM125 202V201H124ZM181 202V203H182ZM63 203V202H62ZM88 203V202H87ZM95 203V202H94ZM107 203V202H106ZM109 203H111V202H109ZM223 202H221V204H222ZM5 204V203H4ZM48 204V203H47ZM55 204V203H54ZM69 204V203H68ZM85 204V203H84ZM103 204V203H102ZM112 204H114V203H112ZM126 204V203H125ZM188 205H189V203H187ZM35 205V204H34ZM33 205V206H34ZM38 205V204H37ZM52 205V204H51ZM57 205V204H56ZM61 205V204H60ZM70 205V204H69ZM91 205V204H90ZM89 205V206H90ZM97 205V204H96ZM99 205V204H98ZM101 205V204H100ZM121 205V204H120ZM184 205V204H183ZM40 206H41V204H40ZM46 206V205H45ZM61 206H63V205H61ZM68 206V205H67ZM92 206V205H91ZM122 206V205H121ZM127 206V205H126ZM185 206V205H184ZM35 207V206H34ZM50 207V206H49ZM55 207V206H54ZM113 207V206H112ZM120 207V206H119ZM123 208L125 207V206H122ZM182 207V206H181ZM180 207V208H181ZM193 207V206H192ZM208 207V206H207ZM26 208H28V207H26ZM38 208V207H37ZM42 208V207H41ZM48 208V207H47ZM53 208V207H52ZM57 208H59V207H57ZM61 208V207H60ZM108 207H106V209H107ZM121 208V207H120ZM188 208V207H187ZM196 208V207H195ZM31 209H34L33 207H31ZM55 209V208H54ZM53 209V211H55L56 212V210H54ZM104 209V208H103ZM109 209V208H108ZM118 209V208H117ZM128 209V208H127ZM126 209V210H127ZM134 209V208H133ZM132 209V210H133ZM191 209V208H190ZM193 209V208H192ZM209 209H210V207H209ZM21 210V209H20ZM27 210V209H26ZM47 210H49V209H47ZM61 210V209H60ZM92 210V209H91ZM121 210H123V209H121ZM125 210V211H126ZM205 210V209H204ZM210 210H212V209H210ZM29 211V210H28ZM53 211H52V213H53ZM88 211V210H87ZM108 211H111V210H108ZM115 211V210H114ZM19 212V211H18ZM39 212V211H38ZM46 212V211H45ZM51 212V211H50ZM91 212V211H90ZM112 212V211H111ZM120 212V211H119ZM198 212V210H196V213ZM32 213V212H31ZM31 213H30V215H31ZM47 213H49V212H46V214ZM60 213V212H59ZM85 213H86V211H85ZM95 213H97V212H95ZM128 213H130L129 211H128ZM159 213V212H158ZM12 214V213H11ZM54 214V213H53ZM87 214V213H86ZM94 214V213H93ZM106 214H108L107 212H106ZM109 214H111V213H109ZM124 214H126V213H124ZM157 214V213H156ZM201 214V213H200ZM39 215H41V213L39 214ZM43 215H45V214H43ZM55 215H56V213H55ZM67 215V214H66ZM87 215H90V214H87ZM97 215H98V213H97ZM101 215H104L102 212H101ZM111 215H114V214H111ZM118 215V214H117ZM116 215V216H117ZM121 215V214H120ZM157 215H159V214H157ZM13 216H16V214L15 215H13ZM35 216V215H34ZM42 216V215H41ZM54 216V215H53ZM64 216V215H63ZM93 216H95V215H92V217ZM100 216V215H99ZM115 216V215H114ZM113 216V217H114ZM119 216V215H118ZM118 216H117V218H118ZM126 216V215H125ZM124 216V217H125ZM128 216V215H127ZM156 216V215H155ZM33 217V216H32ZM39 217V216H38ZM46 217V216H45ZM89 217V216H88ZM90 217H91V215H90ZM92 217L90 218V219H92ZM97 217V216H96ZM104 217H105V215H104ZM107 217V216H106ZM109 217H111V216H109ZM122 217V216H121ZM34 218V217H33ZM42 218V217H41ZM47 218V217H46ZM59 218V217H58ZM68 218H70V215H69V217ZM100 218V217H99ZM120 218V217H119ZM152 218V217H151ZM164 218V217H163ZM45 219V218H44ZM48 219V218H47ZM50 219V218H49ZM71 219H72V217H71ZM104 219V218H103ZM114 219H115V217H114ZM114 219H113V221H114ZM127 219L128 218H126L125 220L127 221ZM7 220V219H6ZM32 220V219H31ZM42 220V219H41ZM53 220V219H52ZM59 220V219H58ZM69 220V219H68ZM92 220H95V219H92ZM91 220V221H92ZM101 220H102V218H101ZM149 220V219H148ZM147 220V221H148ZM156 220H157V218H156ZM159 220H162V219H159ZM14 221V220H13ZM45 221V220H44ZM66 221V220H65ZM96 221V220H95ZM98 221V220H97ZM150 221H152L151 219H150ZM149 221V222H150ZM61 222V221H60ZM63 222V221H62ZM67 222V221H66ZM72 222H73V220H72ZM76 222V221H75ZM106 222V221H105ZM160 221H158L157 223H159ZM162 222H164V221H162ZM50 223V222H49ZM52 223V222H51ZM57 223V222H56ZM59 223V222H58ZM70 223V222H69ZM68 223V224H69ZM93 223V222H92ZM95 223V222H94ZM101 223V222H100ZM121 223V222H120ZM126 223H128V221L126 222ZM125 223V224H126ZM145 223V222H144ZM8 224V223H7ZM45 224V223H44ZM98 224V223H97ZM103 224H104V222H103ZM160 224H161V222H160ZM15 225V224H14ZM25 225V224H24ZM47 225H49V224H47ZM54 225V224H53ZM59 225H61V224H59ZM95 225V224H94ZM98 225H100V224H98ZM130 225H132V224H130ZM129 225V226H130ZM144 225V224H143ZM149 225H152V224H148V226ZM154 225H155V223H154ZM157 225V224H156ZM161 225H163V224H161ZM17 226V225H16ZM19 226V225H18ZM28 226V225H27ZM55 226V225H54ZM69 226V225H68ZM76 226V225H75ZM92 226H93V224H92ZM147 225H145V227H146ZM147 226V227H148ZM5 227H6V225H5ZM31 226H29V228H30ZM41 227V226H40ZM44 227H46V226H44ZM48 227V226H47ZM60 227V226H59ZM63 227V226H62ZM70 227V226H69ZM73 227V226H72ZM94 227V226H93ZM143 227V226H142ZM150 227V226H149ZM153 227V226H152ZM98 228V227H97ZM116 228V227H115ZM124 227H122V229H123ZM129 228V227H128ZM154 228V227H153ZM158 228V227H157ZM156 228V229H157ZM161 228H162V226H161ZM18 229V228H17ZM41 229V228H40ZM43 229V228H42ZM46 229V228H45ZM45 229H44V231H45ZM48 229V228H47ZM53 229V228H52ZM66 229H68V228H66ZM71 229V228H70ZM145 229V228H144ZM143 229V230H144ZM25 230V229H24ZM24 230L22 231L23 233H24ZM39 230V229H38ZM61 230V229H60ZM59 230V231H60ZM126 230V229H125ZM129 230V229H128ZM150 230V229H149ZM27 231H30V230H27ZM63 231V230H62ZM68 231V230H67ZM71 231V230H70ZM69 231V232H70ZM88 231H90V229L88 230ZM116 231V230H115ZM123 231V230H122ZM151 231V230H150ZM159 231H160V229H159ZM158 231V232H159ZM6 232H8V230L6 231ZM12 232H13V230H12ZM25 232H26V230H25ZM49 231H47V233H48ZM53 232V231H52ZM58 232V231H57ZM64 232H65V230H64ZM73 232V231H72ZM75 232H76V230H75ZM82 232H83V230H82ZM95 232V231H94ZM118 232V231H117ZM146 232H147V230H146ZM163 232V231H162ZM20 233V232H19ZM31 233H32V231H31ZM83 233H85V232H83ZM125 233V232H124ZM151 233V232H150ZM149 233V234H150ZM10 234V233H9ZM27 234V233H26ZM34 234V233H33ZM36 234V233H35ZM51 234V233H50ZM59 234H61V233H59ZM67 234V233H66ZM70 234V233H69ZM74 234V233H73ZM119 234V233H118ZM128 234H130V233H128ZM144 234V233H143ZM155 234H156V232H155ZM160 234V233H159ZM156 235V236H160V235ZM5 235V234H4ZM17 235V234H16ZM28 235V234H27ZM58 235V234H57ZM81 235V234H80ZM84 235V234H83ZM116 235V234H115ZM148 235V234H147ZM19 236L20 237H22V235H20L19 234ZM35 236V235H34ZM37 236V235H36ZM35 236V237H36ZM59 236V235H58ZM61 236H62V234H61ZM60 236V237H61ZM77 236V235H76ZM76 236H75V240L77 239L76 238ZM135 236V235H134ZM140 236H141V234H140ZM162 236V235H161ZM160 236V237H161ZM175 236V235H174ZM178 236V235H177ZM12 237V236H11ZM27 237V236H26ZM30 237V236H29ZM50 237V236H49ZM57 237V236H56ZM71 237H72V235H71ZM79 237V236H78ZM85 237V236H84ZM87 237V236H86ZM117 237V236H116ZM128 237V236H127ZM142 237V236H141ZM168 237V236H167ZM7 238V237H6ZM19 238V237H18ZM24 238H25V236H24ZM31 238V237H30ZM48 238V237H47ZM52 238V237H51ZM55 238V237H54ZM64 238H65V236H64ZM119 238V237H118ZM140 238V237H139ZM144 238H146L145 236H144ZM143 238V239H144ZM172 239H173V237H171ZM175 238V237H174ZM1 239V238H0ZM13 239V238H12ZM32 239V238H31ZM34 239V238H33ZM46 239V238H45ZM74 239V238H73ZM79 239V238H78ZM86 239V238H85ZM84 239V240H85ZM138 239V238H137ZM147 240H148V236H147V238H146ZM168 239H169V237H168ZM21 240V239H20ZM26 240H28V239H26ZM47 240V239H46ZM52 241H53V239H51ZM50 240V241H51ZM55 240V239H54ZM56 240H59V239H57L56 238ZM61 240V239H60ZM65 239H63V241H64ZM67 240V239H66ZM126 239H124V241H125ZM130 240V239H129ZM134 240V239H133ZM12 241V240H11ZM30 241V240H29ZM32 241V240H31ZM73 241V240H72ZM77 241V240H76ZM111 241V240H110ZM123 241V240H122ZM135 241V240H134ZM144 241V240H143ZM174 241V240H173ZM4 242V241H3ZM22 242H24V241H22ZM28 242V241H27ZM53 242H55V241H53ZM79 242V241H78ZM77 242V243H78ZM81 242H82V240H81ZM128 242V241H127ZM137 242V241H136ZM135 242V243H136ZM172 242V241H171ZM44 243V242H43ZM49 243V242H48ZM57 243V242H56ZM66 243H67V241H66ZM87 243V242H86ZM118 243V242H117ZM117 243H115V244H117ZM123 243V242H122ZM138 243V242H137ZM145 243V242H144ZM144 243H143V245H144ZM149 243V242H148ZM3 244V243H2ZM10 244V243H9ZM22 244V243H21ZM27 244V243H26ZM45 244V243H44ZM54 244V243H53ZM68 244V243H67ZM80 244V243H79ZM113 244V243H112ZM124 244H127V243H124ZM147 244V243H146ZM175 244V243H174ZM16 245V244H15ZM14 245V246H15ZM36 245H37V243H36ZM47 245V244H46ZM52 245V244H51ZM51 245H48V247L50 246L51 247ZM55 245V244H54ZM61 245V243L59 244V246ZM63 245V244H62ZM61 245V246H62ZM72 245V244H71ZM120 246H121V243L119 244ZM176 245H179V244H176ZM3 246V245H2ZM5 246V245H4ZM3 246V247H4ZM12 246V245H11ZM18 246V245H17ZM20 246V245H19ZM60 246V247H61ZM80 246V245H79ZM126 246V245H125ZM130 246H132V245H130ZM129 246V247H130ZM138 246V245H137ZM140 246V245H139ZM138 246V247H139ZM144 246H146V245H144ZM149 246H151L150 245V243H149ZM1 247V246H0ZM2 247V248H3ZM28 247V246H27ZM30 247V246H29ZM44 247H46V246H44ZM47 247V248H48ZM65 247V246H64ZM68 247H69V245H68ZM114 247H116V246H114ZM124 247V246H123ZM133 247H134V245H133ZM14 248V247H13ZM15 248H16V246H15ZM20 248V247H19ZM25 248H26V245H25ZM52 248V247H51ZM62 248V247H61ZM105 248V247H104ZM112 248V247H111ZM119 248V247H118ZM118 248H115V249H118ZM136 248V247H135ZM145 248V247H144ZM1 249V248H0ZM23 249V248H22ZM41 249V248H40ZM55 249V248H54ZM89 249V248H88ZM120 249V248H119ZM123 249H125V248H123ZM127 249V248H126ZM132 250L131 248H128V250ZM136 249H138L139 250V248H136ZM149 249V248H148ZM28 250V249H27ZM30 250H32V249H30ZM45 250V249H44ZM48 250H49V248H48ZM93 250V249H92ZM102 250V249H101ZM16 251V250H15ZM26 251V250H25ZM43 251V250H42ZM42 251H40V252H42ZM122 250H120L119 252H121ZM127 251V250H126ZM133 251V250H132ZM11 253L13 252V255H15L14 254V251H10ZM108 252H109V249H108ZM118 252V251H117ZM123 252V251H122ZM129 252V251H128ZM131 252V251H130ZM134 252V251H133ZM153 252V251H152ZM68 253V252H67ZM102 253H104V252H102ZM127 253V252H126ZM107 254V253H106ZM119 254V253H118ZM127 254H129V253H127ZM135 254V253H134ZM10 255V254H9ZM9 255H7V256H9ZM33 255V254H32ZM35 255V254H34ZM103 255H105V254H103ZM109 255H111V254H109ZM113 255V254H112ZM136 255V254H135ZM5 256V255H4ZM12 255H10V257H11ZM122 256V255H121ZM33 257V256H32ZM35 257H37V256H35ZM107 258V257H106ZM109 258H111V257H109ZM121 258V257H120ZM119 258V259H120ZM124 258V257H123ZM116 259H117V257H116ZM118 259V260H119ZM125 259V258H124ZM129 259V258H128ZM127 259V260H128ZM117 261V260H116ZM119 261H121V260H119ZM130 261V260H129ZM127 262V261H126ZM117 263H119L118 261H117ZM121 263V262H120Z\"/></svg>",
	"mask_w": 264,
	"mask_h": 264
}]
</instances>
